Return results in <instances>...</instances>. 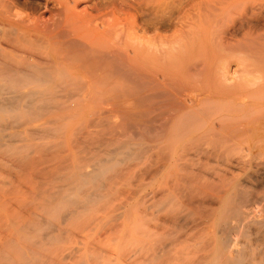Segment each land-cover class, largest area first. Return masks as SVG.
I'll return each instance as SVG.
<instances>
[{
  "label": "bare ground",
  "instance_id": "obj_1",
  "mask_svg": "<svg viewBox=\"0 0 264 264\" xmlns=\"http://www.w3.org/2000/svg\"><path fill=\"white\" fill-rule=\"evenodd\" d=\"M128 1L0 0V114L10 129L35 125L3 142L35 143L32 133L48 144L36 166L10 141L30 175L14 180L15 200L38 202L23 199L13 220L3 210L0 264H47V247L58 257L66 233L43 212L75 218L114 200L138 205L122 216L157 222L144 264H264V2L123 10Z\"/></svg>",
  "mask_w": 264,
  "mask_h": 264
},
{
  "label": "rangeland",
  "instance_id": "obj_2",
  "mask_svg": "<svg viewBox=\"0 0 264 264\" xmlns=\"http://www.w3.org/2000/svg\"><path fill=\"white\" fill-rule=\"evenodd\" d=\"M93 1V2H92ZM134 1H136V0H129L128 2H129V4H131V5H124L123 6V10H134L133 8H135V7H137L136 5H139L140 3H141V1L139 0H137V2H134ZM148 1V0H147ZM147 1H145V0H142V3L141 4H143V7L147 10V9H150V7H151V5L155 2V1H157V0H154L153 2H150L151 4H149V1L147 2ZM163 1H164V3H163ZM183 1V2H182ZM158 0L157 2L158 3H156L157 4V8L156 7H153L154 9H158V10H163V8H167V9H164V10H171V9H173V10H190V8H191V10H194V6L195 5H197V6H195V10H207L206 8H210V4L214 1V0ZM191 1H192V3H191ZM204 1H207V2H204ZM215 1H217V4H216V2ZM214 2L215 3H212L211 4V6H215V5H220V6H218V7H220L221 9L222 8H225V9H223V10H226V7H228V8H230L231 10L232 9H234V10H239L240 8H242L241 6H243L244 8H243V10H249V11H251L250 9H251V7H253V6H258L259 4H263L262 2H264L263 0H249V2H247L246 3V1L247 0H244L243 2L245 3H241L240 2V0H239V4H240V7H239V5L237 4H235L234 2L232 3V2H230V0H220V1H222L223 3H224V5H227V6H224L223 5V3L221 2H218V0H215ZM225 1V2H224ZM251 1V2H250ZM254 1H255V3H254ZM98 2V0H91V3H97ZM139 2V3H138ZM146 2V6H144V3ZM172 2H174V3H172ZM179 2V3H178ZM187 2V3H186ZM201 2V3H200ZM203 2V3H202ZM209 2H210V4H209ZM226 2H228V4H229V6H228V4H226ZM257 2H260V3H257ZM133 3V4H132ZM169 3V4H168ZM170 3H172L171 5L172 6H170ZM196 3H198V4H196ZM204 3H206V4H204ZM219 3V4H218ZM237 3V2H236ZM250 3V4H249ZM118 4V3H117ZM163 4H164V6H163ZM168 4V5H167ZM192 4L194 5V6H192ZM199 4H200V6H199ZM207 4H209L208 6L209 7H207ZM221 4H222V6L223 7H221ZM231 4V5H230ZM235 4V5H234ZM257 4V5H256ZM135 5V6H134ZM147 5H150V6H147ZM154 6H156L155 4H153ZM165 5H166V7H165ZM192 7H191V6ZM233 5V6H232ZM250 5H252V6H250ZM118 6H120L119 4L117 5V7ZM131 6H133V8L131 7ZM140 6V5H139ZM160 6H162V8H160ZM174 6V7H173ZM175 6H177L176 8H175ZM206 6V7H205ZM216 6V7H217ZM238 6V7H237ZM249 6H250V8H249ZM169 7V8H168ZM180 9H179V8ZM188 7V8H187ZM203 8V9H201V8ZM122 8V7H121ZM152 7H151V10L153 9ZM178 8V9H177ZM199 8V9H198ZM228 8H227V10H228ZM144 9V10H145ZM229 9V10H230ZM135 10H137V8H135ZM138 10H141V9H139L138 8ZM143 10V9H142ZM209 10H211V9H209ZM240 10H242V9H240ZM254 11V10H253ZM255 11H257V10H255ZM9 115H11V114H9ZM3 116H5V115H3V113H1L0 114V123H2V124H0V129H3V127L5 128V129H3V133H4V131L5 132H9V133H4V134H2L1 132V134H2V137H0L1 138V140H0V158L1 159H5L4 161H5V163H7L8 162V159L12 156L13 158L14 157H16L17 156V154L15 153V152H17L16 150H18V156H20L21 157V155H19V154H22V158L20 159V157H16V158H18V160H20V161H25V159L26 158H28L29 160H31V159H37L38 158V161H42V159L41 158H43V161H42V163H44V161L46 160V153H44V151L46 152V150H47V148H46V146L48 145V144H46V143H48V141L46 142V141H44V143L46 144H43V145H45V147L44 146H42L41 145V147H40V145H38L37 143H40L42 140V138L40 137V140H39V138L37 139V137L35 136V134H32V133H30V136H32V137H34V141H35V143L33 142V140H31V142H30V140L29 139H27V140H29V142L26 140L25 142L23 141L22 142V144L19 142L21 139H23V138H21L22 136H23V134L25 133V131L23 132L22 130H27L28 129V131H31L32 129H33V127L35 126L34 124H28L27 123V125L25 126L24 124H20V126L19 125H17V124H15L16 125V127H15V125H12V127L15 129H10V126H8V124H7V120L6 119H4L3 118ZM7 116H5V118H6ZM6 120V121H5ZM6 122V123H5ZM3 124H6L8 127V129L6 130V125H3ZM3 125V126H2ZM24 125V126H23ZM29 125V126H28ZM18 126V127H17ZM28 126V127H27ZM31 126H32V129H31ZM27 127V128H26ZM16 128H18V130H16ZM29 128L31 129V130H29ZM9 130V131H8ZM19 130H21L20 132L22 133H19ZM0 131H2V130H0ZM13 131V132H12ZM16 131H18V133L16 132ZM27 132V131H26ZM32 132V131H31ZM10 133H12L13 135H17L18 134V136L20 137V140H19V138H18V142H17V138L16 139H14L13 140V137L11 138L13 141H16L15 143L9 138V140L13 143V144H15V146L14 145H11V142L10 141H8V140H6V141H4L3 142V139L2 138H4L5 139V137H6V134H9V135H11ZM29 132H27L26 133V138H27V134H28ZM19 134H21V135H19ZM9 135H7V136H9ZM5 136V137H4ZM25 136H23L24 138H25ZM29 136V137H30ZM9 137H11V136H9ZM15 137V136H14ZM31 138V137H30ZM6 139H8V137H6ZM33 139V138H32ZM37 141H36V140ZM39 140V141H38ZM44 140V139H43ZM22 141V140H21ZM9 142V143H8ZM33 143V144H32ZM42 143V142H41ZM9 146H8V145ZM17 144V145H16ZM19 144V145H18ZM30 144H31V146H30ZM36 144V145H35ZM33 145V146H32ZM38 145V146H37ZM6 146V147H5ZM8 146V147H7ZM10 146H14V148L13 147H10ZM20 147V148H19ZM12 148L15 150V152L13 151H11L12 150ZM17 148V149H16ZM29 148V149H28ZM33 148V149H32ZM39 148V149H38ZM20 149V150H19ZM37 149L38 150H43V153L44 154H46L45 156L46 157H44V154L43 153H41V152H37ZM33 150V151H32ZM14 153V154H13ZM28 154V155H27ZM40 154H43V155H40ZM11 155V156H10ZM23 156H25L26 158H24ZM8 157V158H7ZM32 157V158H31ZM40 157V158H39ZM16 158H14L15 160H11L10 161V159H9V162H12V163H9L8 162V164L7 165H5V163L3 162V160L1 161V159H0V197H2V198H0V222H1V220H6L7 219V221H8V225L10 224V222H12V220H13V215H12V212L11 211H13L14 209H18V207H21L20 205L23 203V202H21V201H24L25 199H26V201H24V203H25V205H26V209H32V208H34L33 206H35V204L38 202L37 201V199H32V197H30L28 194L29 193H26L27 194V196L28 197H30L29 199H27V198H22L21 197V195L23 194V193H19V194H17V196H16V200H15V197H14V195H15V193H12V191H13V188H12V184L14 183L15 184V182L16 183H18V184H26V183H23L25 180H27V179H30V175H29V173H28V176H27V174H25L26 172L25 171H28V170H26V169H29L28 167H26V168H23L22 169V167H24V166H20L19 164H18V160L16 159ZM23 159V160H22ZM17 160V161H16ZM28 160V161H29ZM31 161H33V160H31ZM36 161V160H35ZM34 161V162H35ZM40 161V162H41ZM25 162H27V160L25 161ZM40 162H38V164H40V167H39V169H41V166H42V164L40 163ZM2 163H4V164H2ZM9 164H10V166H9ZM14 164H15V166H14ZM12 165V166H11ZM44 165V164H43ZM20 166V167H19ZM36 166H38L37 165V161H36ZM16 169H15V168ZM19 168V170H18V168ZM44 167V166H43ZM12 168V169H11ZM25 170L24 172H22L23 173V175H22V173H18V172H20V170ZM37 170H39L38 169V167L36 168ZM43 169V168H42ZM21 170V171H22ZM29 172V171H28ZM20 174V179H19V175ZM14 176V177H13ZM26 176L27 177H29V178H26ZM18 177V178H17ZM23 177H25L26 179H23ZM15 178V179H14ZM36 179H37V177H36ZM14 180H16V181H14ZM19 180H21V181H19ZM38 180H39V178H38ZM11 181V182H10ZM10 182V183H9ZM21 182V183H20ZM15 185H17V184H15ZM23 188V191H26V192H29V189L28 188H26V187H22ZM24 189H26V190H24ZM8 190V191H7ZM10 190V191H9ZM28 190V191H27ZM7 193V194H5V192ZM4 192V193H3ZM11 194H13L12 196H11ZM25 194V193H24ZM23 194V196H25ZM5 195H7V199L9 200V202L7 201V203H9V207H8V205L7 206H5L6 208L4 209V205L5 204H7V203H5L4 204V202H6V200L7 199H5L4 200V197L6 198V196ZM9 195V196H8ZM9 197V198H8ZM10 197L12 198V200L10 199ZM19 197L22 199V200H20L19 199ZM26 197V196H25ZM14 198V199H13ZM2 199V200H1ZM17 199H19V200H17ZM24 199V200H23ZM30 199H32V200H30ZM30 200V201H29ZM19 201V202H18ZM32 201H34L33 203L34 204H31L32 203ZM121 201V200H120ZM119 200H117V201H112V202H108V203H103V204H100V205H98V204H96V205H90L89 207H87V209L85 210L86 212H84L83 213V216H81L82 215V213L81 214H79L80 216H76L75 218H72V217H70V215L68 216V215H65L64 214V212L66 213V211L65 210H63V209H66V210H70V209H68V208H62V207H59V209L62 211V215H60L59 214V212H61V211H59L58 212V216L56 215V218H53V217H55V216H53V217H50V215H47V213H45V212H43V215L45 216V217H47L49 220H50V223H52V224H54V225H56V224H58V225H60L62 228H64L63 229V233L66 235V236H64L63 234H62V236L61 237H63V238H60L58 241H57V243L59 242V244H57V243H55V245H54V243H52L54 246L52 247V244L49 246V247H52L53 248V252H54V256H58L57 258H55V257H53V254H51L52 253V250H51V252H49L50 250H48V247L46 248L47 250H44L43 251V255H48V256H45L46 257V259H45V257H43L42 259H43V261H44V259L46 260V262H47V264L50 262V260L52 259V257H53V259L55 258V260L56 259H61L60 261L62 262V264L64 263V264H93V262H94V264H101V262L103 263V264H106V262H107V264H144V262H142L143 260H144V257L146 256V253H147V251L148 250H150V248L152 247V246H154L155 247V243H157V239L155 240V239H153V237L154 238H156V236L158 235V232H157V230H156V226H157V222H156V220L155 219H151V216L149 215V214H146L147 216H148V218H150V219H148V220H146L145 219V216L143 217L145 220L143 221V223L142 224H140L142 221H141V219L142 218H140V217H142V215L140 216V217H138V216H135V217H133L132 216V218H133V220L135 219V222L134 221H132L131 220V217L129 218H126L125 216H122V214L121 213H123L124 211L125 212H127L126 211V209L128 210V208H129V210L131 209V207H135L136 205H134V204H132L131 203V207L130 206H128L127 204H130L129 202L127 203H125V202H120ZM17 202V203H16ZM26 202H27V204H26ZM24 203L22 204L23 206H24ZM30 203V205H28ZM122 204V205H124V206H122V205H120V204ZM12 204V205H11ZM118 204V205H117ZM126 204V205H125ZM120 205V206H119ZM1 206H3V207H1ZM119 206V207H118ZM123 208H122V207ZM127 206V207H126ZM138 206V205H137ZM136 206V207H137ZM12 207H14V208H11ZM122 208V209H121ZM139 208H141V206H139ZM9 209V210H8ZM112 209V210H111ZM119 209V210H118ZM142 209V208H141ZM140 209V210H141ZM3 210H4V213L6 214V211L8 210V212H7V215H9V214H11V215H9V217L10 218H12V220L9 218V217H7V215H6V217H5V214L3 213ZM11 210V211H10ZM94 210V211H93ZM110 210V211H109ZM115 210V211H114ZM118 210V211H117ZM113 211V212H112ZM121 211V212H120ZM11 212V213H10ZM118 212H120V213H118ZM113 213H116V214H113ZM1 214L3 215V216H1ZM113 214V215H112ZM47 215V216H46ZM119 215H120V218H121V222L120 221H118V217H119ZM12 216V217H11ZM114 216V217H113ZM118 216V217H117ZM146 216V217H147ZM150 216V217H149ZM2 217V218H1ZM66 217H70V219H71V221H69V220H67L66 219ZM8 218L10 219V220H8ZM59 218V219H58ZM63 218V219H62ZM114 218V219H113ZM120 218H119V220H120ZM137 218H138V220H137ZM75 219V220H74ZM125 219V220H124ZM129 221H128V220ZM54 220H57L56 221V224H55V222H54ZM59 220V221H58ZM67 220V221H66ZM74 220V221H73ZM115 220V221H114ZM116 220H117V222H116ZM131 220V221H130ZM155 221V223L153 222V221ZM7 221H4V222H2V223H0V231L2 230V232H5V228L7 227V225H5V224H7ZM60 221H62V223H66L65 225H67L68 227H66L65 225H63V224H61V222ZM64 221V222H63ZM124 221V222H123ZM6 222V223H5ZM68 222H71L70 224L68 223ZM119 222V223H118ZM130 222H132L131 224H132V227L130 226L131 224H128V223H130ZM134 222V223H133ZM139 222V225L141 226H144L145 225V227H146V229H147V231H149V229H150V232H152V234H153V236L151 237V235H150V232H145L144 230H142V229H144V227H142L141 226V230L138 228L139 227V225H137V224H135V223H138ZM60 223V224H59ZM124 224V227L123 226H121L122 224ZM3 224L6 226H3ZM133 224L135 225V227L133 226ZM147 224V225H146ZM1 225H2V227H1ZM58 225H56V226H58ZM114 225V226H113ZM118 225H120V226H118V228H117V226ZM111 226H113V228L111 227ZM136 226H138L137 227V230H136ZM65 227H66V229H65ZM114 227H116V228H114ZM121 229H120V228ZM129 227V228H128ZM152 227V228H151ZM1 228H3V229H1ZM69 228V229H68ZM149 228V229H148ZM113 229H115L116 231H117V234H115V231L113 230ZM131 231H130V230ZM133 229V230H132ZM145 229V230H146ZM65 230V231H64ZM68 230V231H67ZM70 230V231H69ZM72 230V231H71ZM75 230V231H74ZM140 232H139V231ZM9 230H7V232H8ZM141 231L143 232V233H141ZM70 232V233H69ZM71 232H72V234H71ZM122 232V233H121ZM130 232V233H129ZM136 232V233H135ZM115 234V236L113 235V234ZM147 233H149V235L147 236ZM155 233V234H154ZM128 234V235H127ZM140 234V235H139ZM119 237H118V236ZM130 235H132L131 237H130ZM134 235V236H133ZM147 236V238H146V236ZM156 235V236H155ZM118 238H117V237ZM144 236H145V238H144ZM159 236V235H158ZM157 236V237H158ZM115 237V238H114ZM127 237V238H126ZM129 237V238H128ZM137 237V238H136ZM143 238V239H142ZM149 238V239H148ZM119 242H116V240ZM125 241H124V240ZM148 241H150V242H148ZM152 241V242H151ZM154 241V242H153ZM156 241V242H155ZM123 243V244H122ZM120 246V247H119ZM147 246H149L148 248H147ZM117 248H120V249H117ZM146 248H147V250H146ZM100 249H101V251H100ZM116 251H115V250ZM143 249V250H142ZM145 249V250H144ZM104 252H103V251ZM46 251H47V253H46ZM114 251H115V253H114ZM56 252V253H55ZM94 252V253H93ZM98 252H100L104 257L103 258H105V259H102V261H100V258L98 259V255H97V253ZM117 252V253H116ZM50 254V256H49V254ZM113 253V254H112ZM93 254V255H92ZM96 254V255H95ZM124 254V255H123ZM111 255V256H110ZM122 256V257H120V256ZM145 255V256H144ZM129 258H128V257ZM132 256V257H131ZM139 256V257H138ZM141 256H142V258H141ZM144 256V257H143ZM48 257V258H47ZM92 257H93V259H92ZM112 257V258H111ZM136 257V258H135ZM120 258V259H119ZM128 258V259H127ZM131 258V259H130ZM140 258V259H139ZM92 259V260H91ZM107 259H109V260H107ZM117 259V260H116ZM129 259H130V262H129ZM133 259V261H131ZM142 259V260H141ZM84 260V261H83ZM141 260V261H140ZM93 261V262H92ZM98 261V262H97ZM141 263H140V262ZM90 262H92V263H90ZM105 262V263H104ZM45 263V261L42 263V264H44ZM46 264V263H45Z\"/></svg>",
  "mask_w": 264,
  "mask_h": 264
}]
</instances>
